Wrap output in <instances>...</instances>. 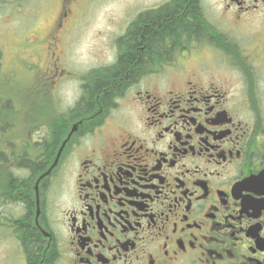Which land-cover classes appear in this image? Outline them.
<instances>
[{
	"label": "flooded vegetation",
	"instance_id": "flooded-vegetation-1",
	"mask_svg": "<svg viewBox=\"0 0 264 264\" xmlns=\"http://www.w3.org/2000/svg\"><path fill=\"white\" fill-rule=\"evenodd\" d=\"M158 9L113 91H0V264H264V0Z\"/></svg>",
	"mask_w": 264,
	"mask_h": 264
},
{
	"label": "rangeland",
	"instance_id": "rangeland-1",
	"mask_svg": "<svg viewBox=\"0 0 264 264\" xmlns=\"http://www.w3.org/2000/svg\"><path fill=\"white\" fill-rule=\"evenodd\" d=\"M31 1L20 14L0 13V91L14 104L36 92L58 93L54 108L63 109L79 96V79L114 63L116 40L134 19L165 0Z\"/></svg>",
	"mask_w": 264,
	"mask_h": 264
},
{
	"label": "trees",
	"instance_id": "trees-1",
	"mask_svg": "<svg viewBox=\"0 0 264 264\" xmlns=\"http://www.w3.org/2000/svg\"><path fill=\"white\" fill-rule=\"evenodd\" d=\"M31 1V0H30ZM29 0H6L1 2V12H4L8 9L13 8L9 12H17L18 14L22 13V6L26 3H30ZM32 2V1H31ZM35 2V0H33ZM25 6V5H24ZM6 9V10H5ZM161 9V8H160ZM155 10V11H143L137 16V19L133 21L126 29L124 34L120 36L117 40L116 43L118 44V50L119 54L116 57V60L114 63L108 67L100 68L98 70H94L92 73L88 75V77H95L98 79V82H96V79H93V81L87 79V83L91 86L88 88V94L86 96L87 102L89 100H94L96 97L95 91H104V92H111L113 91V86L112 84L114 83H119L120 81H123V76L128 75L131 73V70L133 69V65L131 64V60L135 57L133 54L130 55V29L132 26H140L141 24L139 21L143 20L144 17H153L154 19L152 20L153 27L155 28V24L159 21V15L160 12L163 10ZM140 21V22H141ZM150 25V24H149ZM158 25V24H157ZM186 25V24H185ZM150 28H146L145 33H148V30ZM144 35V34H143ZM159 36V35H158ZM160 40L159 43H162L163 40ZM141 44L137 47V51L141 53L140 47L143 46V40L140 42ZM139 49V50H138ZM1 58V57H0ZM87 77V78H88ZM96 82V84H95ZM100 99L103 100V96H100Z\"/></svg>",
	"mask_w": 264,
	"mask_h": 264
}]
</instances>
